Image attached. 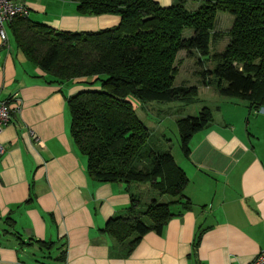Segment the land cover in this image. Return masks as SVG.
<instances>
[{
    "label": "crops",
    "instance_id": "0c3cea01",
    "mask_svg": "<svg viewBox=\"0 0 264 264\" xmlns=\"http://www.w3.org/2000/svg\"><path fill=\"white\" fill-rule=\"evenodd\" d=\"M22 1L31 19L63 31L121 22L116 14L81 15L72 0ZM156 1L170 6L177 0ZM8 31L6 43L0 38V100L13 111L0 134V230L7 225L18 235L0 240V264H33L24 247L45 250L34 239L55 242L56 256L65 244V261L53 264H245L264 250V108L244 124L246 109L238 101L216 105L212 123L193 135L190 155L181 156L192 208L121 257L102 231L107 221L124 214L132 194L142 203L169 200L150 183L100 182L88 174L87 158L70 133L67 99L95 87L48 82Z\"/></svg>",
    "mask_w": 264,
    "mask_h": 264
},
{
    "label": "trees",
    "instance_id": "16d2710c",
    "mask_svg": "<svg viewBox=\"0 0 264 264\" xmlns=\"http://www.w3.org/2000/svg\"><path fill=\"white\" fill-rule=\"evenodd\" d=\"M72 1L81 15L116 14L121 22L97 31H63L28 16L16 18L9 29L26 59L43 71L48 82L95 87L67 99L70 133L87 158L88 174L100 182L150 183L160 195L172 197L142 203L132 194L124 214L107 221L102 231L112 238L118 254L127 257L145 234L161 232L174 216L193 206L184 193L189 177L171 150L144 152L151 132L132 97L145 102H197L198 86L174 85L177 57L182 50L209 56L216 35H222L215 30L217 13L225 11L234 17L225 33L229 41L222 51L211 54L214 66L203 72L213 78L209 82L204 74L203 83L213 85L220 95L248 100L250 112L263 108L264 0H196L201 4L193 10L186 7L188 0L170 6L156 0ZM188 27L194 33L186 38ZM213 112L205 106L198 115L177 119L185 157L191 153L193 135L214 120ZM9 233L15 235L7 228L0 230V240ZM201 236L202 231L196 240ZM34 241L47 251L56 246ZM58 249L54 260L63 262L67 248L63 243Z\"/></svg>",
    "mask_w": 264,
    "mask_h": 264
},
{
    "label": "rangeland",
    "instance_id": "374dc122",
    "mask_svg": "<svg viewBox=\"0 0 264 264\" xmlns=\"http://www.w3.org/2000/svg\"><path fill=\"white\" fill-rule=\"evenodd\" d=\"M190 2H194L197 6L201 4V1L191 0ZM188 4V8H192L194 4ZM234 17L229 12L219 11L216 16V26L215 30L221 32L222 35H216L210 46V55L200 57L199 53H194V55H190L186 50H182L179 52L176 66L178 69L176 79L174 82L175 86H193L196 85L199 87V95L197 102L187 105L181 101H169V102H160V101H141L135 97H132V102L138 115L141 119L146 123L149 127L151 136L150 139L145 146L144 152L150 153V150L155 151H164L171 150L173 153L177 163L180 165L183 163L181 158L183 154L182 144H181V134L179 131V127L177 124L178 118H184L188 116L198 115L199 111L208 106L213 109L215 112L216 105H221V100H234L238 101L241 106L245 107L246 114L244 116V124L246 122V117L257 116L256 114L263 113L262 109H255L250 112L248 107L249 101L245 99H241L238 97H229L220 95L217 89L213 85L206 86L204 85V74L207 76L209 82L213 76L208 73H204L203 70L212 69L214 66V62L211 60V54L216 51H222L226 44L229 41V37L225 34L232 26ZM193 28H186L184 30V37L189 38L193 35ZM11 38H14L13 35ZM200 59L202 61L200 62ZM209 88V90H208ZM217 91V92H216ZM214 93H218L214 95ZM229 100V103L231 101ZM247 118V120H248ZM249 125V124H248ZM253 123L250 126V129L253 128ZM179 161V162H178ZM181 167V165H180ZM139 184H144L140 182ZM166 199L169 201L172 199L170 195H164ZM140 198V197H139ZM4 226L0 225V229ZM8 229V226L6 227ZM3 231V230H2ZM18 235L17 232L14 231ZM2 235L4 233L2 232ZM6 238V235H5ZM23 247L25 245L21 244ZM26 252L24 257L27 260H30L33 264H53L55 263L54 257L57 255L56 248H52L49 251L34 249L29 247H24Z\"/></svg>",
    "mask_w": 264,
    "mask_h": 264
},
{
    "label": "built area",
    "instance_id": "2783aa9c",
    "mask_svg": "<svg viewBox=\"0 0 264 264\" xmlns=\"http://www.w3.org/2000/svg\"><path fill=\"white\" fill-rule=\"evenodd\" d=\"M29 13V6L22 0H0V38L3 43L9 40V25L18 17H28ZM12 111V106L7 100H0V134L11 122ZM4 153L5 148L0 141V156ZM245 264H264V253L260 252Z\"/></svg>",
    "mask_w": 264,
    "mask_h": 264
}]
</instances>
